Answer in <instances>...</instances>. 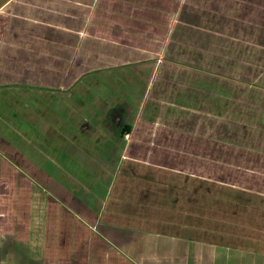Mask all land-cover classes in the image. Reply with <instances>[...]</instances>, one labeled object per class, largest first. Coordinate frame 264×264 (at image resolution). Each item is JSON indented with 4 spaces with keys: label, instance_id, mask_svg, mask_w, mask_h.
I'll use <instances>...</instances> for the list:
<instances>
[{
    "label": "crops",
    "instance_id": "1",
    "mask_svg": "<svg viewBox=\"0 0 264 264\" xmlns=\"http://www.w3.org/2000/svg\"><path fill=\"white\" fill-rule=\"evenodd\" d=\"M2 11L17 22L6 39L0 15L6 75L43 74L32 51L48 50V34L67 28L69 13L76 29V15L87 13L95 28L123 18L130 29L166 27L170 38L159 62L145 56L154 61L122 68L125 104L104 102L91 127L46 128L52 148L33 140L28 155L53 168L42 182L53 194L28 193L25 217L0 213L11 222L0 223V264H264V0H4ZM134 11L145 17L132 20ZM108 88L89 89L104 98ZM55 92L49 113L66 119L73 107Z\"/></svg>",
    "mask_w": 264,
    "mask_h": 264
},
{
    "label": "rangeland",
    "instance_id": "2",
    "mask_svg": "<svg viewBox=\"0 0 264 264\" xmlns=\"http://www.w3.org/2000/svg\"><path fill=\"white\" fill-rule=\"evenodd\" d=\"M3 1L0 0V4ZM8 14L6 11H2L0 14L1 18L5 19L6 16V21H4L6 39L10 38L13 33L11 30L17 25L16 21H10L7 18ZM100 14L101 18H105V12ZM52 15L62 16L63 14ZM143 15L142 13L140 15L138 11H134L131 19H138ZM69 16L73 19L68 20L70 22L67 23V28L58 29L57 34H48L51 37V42H53V44L47 46L48 50L45 49L42 53L32 51L34 57L40 58L37 59V62L44 65V68H42L43 74L39 76H31V74H24V72L17 74L16 70L14 74L10 73V75L0 73V98L3 95L5 99L0 100V149L2 150L0 153L3 155V157L0 156V213L5 215L4 218H6V214L10 215L12 212H19L20 215L25 217L27 214L26 198L28 193L32 191L40 199L45 198L46 193L53 194L52 191L46 188L49 186L44 185L49 181L47 173L51 172L53 168H50V164L46 161V163L42 162L36 165L35 162L37 161H33L31 158L34 156L32 152L30 156L28 155V148L35 144L33 140L40 141L43 149L52 148L47 145V142H44L46 140H43L41 132L45 131L46 128H51V131H54L53 129L58 130V127L59 130L65 128L74 131L72 125L81 126L86 124L85 128L91 127L94 125H91L92 122L102 120V116H105V114H101V107L104 102L114 97L115 101H122L125 104L130 91L120 87V89H117L116 87L124 79L126 80V74L123 73L122 68L128 66V64H139L154 60L159 62L162 59L164 44L167 45L170 38V33L167 34L169 30L166 27L145 29L135 23L136 26L134 25V28L130 29L128 26L133 24L127 23L126 25L123 18L119 20L121 26L117 25L116 28H95L94 17L87 13L76 15L83 20L82 27L76 29L74 25L75 14L69 13ZM148 17L153 18L152 15H148ZM46 18L44 20L46 25L59 26L60 22L57 21V18L53 20L49 17ZM147 25L149 26L150 23ZM12 26L13 28H10ZM141 26L143 27V24ZM201 27H203V20ZM80 31H82V42L79 37ZM199 31L203 32V29ZM197 32L198 29L193 32V35L197 36ZM36 35H38L37 32ZM58 35L66 39V44L61 45L59 38H53L55 36L59 37ZM74 38H77V45L71 43ZM79 38L82 46L78 45ZM90 40L94 41V44H91ZM78 49H81L82 53H78ZM171 49L172 45L170 46ZM163 51H166L165 56L169 55L167 50ZM145 56H151L154 60L142 59ZM1 61L2 59L0 63ZM169 62L173 61L170 59L165 60V63ZM177 64L186 66L185 63ZM97 85L108 86V89L113 92L105 94L104 98L99 94H93V91L90 92L91 89L89 88ZM59 87L62 91H65L62 98L73 107V109H68V118L66 119L59 118L60 115L57 113H49V101L53 96L58 95L55 91ZM72 92L78 94L75 101L70 96L73 94ZM78 106L80 108L74 109ZM13 113H16L21 119H12ZM78 126L75 130L81 136V131L86 130H81ZM16 128L20 131V134L13 132ZM32 133L35 134L34 137ZM92 134H96V132L93 131ZM77 139V136L72 138L74 142L79 143ZM14 150L19 152L18 159L16 154L12 157ZM49 152L47 156L53 158V151ZM14 168L20 171L15 177ZM22 173H24V177H21ZM33 180L39 183L35 184ZM11 181L13 185L17 186V190L13 189V197L9 187ZM15 198L18 201L17 207H15ZM11 200H13L14 205L12 207ZM40 202L42 203V200ZM0 223L5 227L11 226V222L7 220Z\"/></svg>",
    "mask_w": 264,
    "mask_h": 264
},
{
    "label": "trees",
    "instance_id": "3",
    "mask_svg": "<svg viewBox=\"0 0 264 264\" xmlns=\"http://www.w3.org/2000/svg\"><path fill=\"white\" fill-rule=\"evenodd\" d=\"M169 46V42H168V44L166 45V47L164 48V50H166V48ZM126 131V132H125ZM128 131H129V126H127V125H124V127L122 128V133H123V135L125 134V133H128Z\"/></svg>",
    "mask_w": 264,
    "mask_h": 264
},
{
    "label": "built area",
    "instance_id": "4",
    "mask_svg": "<svg viewBox=\"0 0 264 264\" xmlns=\"http://www.w3.org/2000/svg\"><path fill=\"white\" fill-rule=\"evenodd\" d=\"M123 137H124L125 139H128V138H129V134H128V133H125V134L123 135Z\"/></svg>",
    "mask_w": 264,
    "mask_h": 264
}]
</instances>
